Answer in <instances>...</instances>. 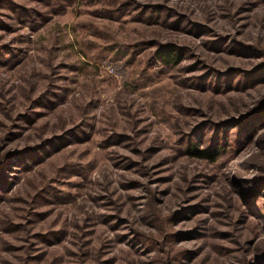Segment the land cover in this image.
I'll use <instances>...</instances> for the list:
<instances>
[{"label": "rangeland", "instance_id": "374dc122", "mask_svg": "<svg viewBox=\"0 0 264 264\" xmlns=\"http://www.w3.org/2000/svg\"><path fill=\"white\" fill-rule=\"evenodd\" d=\"M0 264H264V0H0Z\"/></svg>", "mask_w": 264, "mask_h": 264}, {"label": "trees", "instance_id": "16d2710c", "mask_svg": "<svg viewBox=\"0 0 264 264\" xmlns=\"http://www.w3.org/2000/svg\"><path fill=\"white\" fill-rule=\"evenodd\" d=\"M172 51H169L166 55L168 56V60L172 59L173 61H176L175 56H171L170 53ZM176 55V54H175ZM188 153L191 155L197 156V157H203V158H208V159H214L215 155L217 154L216 150L214 149H208L205 147H198V146H189L187 148Z\"/></svg>", "mask_w": 264, "mask_h": 264}]
</instances>
